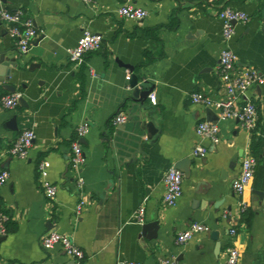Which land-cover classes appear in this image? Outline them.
<instances>
[{
	"label": "crops",
	"instance_id": "crops-1",
	"mask_svg": "<svg viewBox=\"0 0 264 264\" xmlns=\"http://www.w3.org/2000/svg\"><path fill=\"white\" fill-rule=\"evenodd\" d=\"M125 1L0 0V6L23 10L37 29L16 68L0 64V97L12 93L4 88L12 85L23 98L11 109L0 105V172H8L0 186V212L8 216L0 260L70 264L59 245L44 249L39 243L43 234L56 230L69 234L83 250V264H160L172 259L224 264L229 244L239 250L237 264H264V84L248 92L258 116L251 133L237 120L220 119L215 109L190 99L194 92L212 100L226 97L217 71L225 45L236 54L238 67L253 68L264 77V0H129L148 11L140 21L118 16L116 10ZM225 7L250 17L247 23H235L227 43L218 16ZM7 27L0 21V52L19 56ZM84 29L100 34L102 43L74 67L67 49ZM127 66L153 86L150 94L156 101L151 103L148 96L144 105L153 111L154 133L140 128L139 114L145 111L128 100L132 72ZM120 113L127 121L115 124ZM202 120L217 123L218 143L196 135L195 126ZM83 122L88 131L78 140L86 157V206L75 216L78 196L68 158ZM25 129H32L35 138L27 157L19 159L8 149ZM197 143L207 148L203 158L192 154ZM248 155L256 158V169L239 197L233 182ZM44 158L49 161L48 177L58 187L53 200L39 184L37 165ZM184 159L190 160V174L183 173L182 194L167 206L163 176ZM240 200L246 203L244 211ZM140 207L141 224L134 217ZM190 223L207 225L210 231L177 244V232ZM231 228L236 230L233 236Z\"/></svg>",
	"mask_w": 264,
	"mask_h": 264
},
{
	"label": "built area",
	"instance_id": "built-area-1",
	"mask_svg": "<svg viewBox=\"0 0 264 264\" xmlns=\"http://www.w3.org/2000/svg\"><path fill=\"white\" fill-rule=\"evenodd\" d=\"M84 3H89L92 0H81ZM116 13L118 16L140 21L147 15L148 11L142 7L134 5L131 1L126 0L120 5ZM222 20V38L225 43L229 42L234 35V25L237 22L247 23L250 19L249 15L243 11L235 10L230 7H225L218 13ZM0 21L7 24L9 37L14 41L20 52L27 53L31 48V42L37 35L32 19L25 17L21 9L11 10L5 6H0ZM264 34V26L262 28ZM102 43V36L98 33L84 29L78 38L77 43L67 49L69 62L74 67H79L84 63L85 54L91 51L98 50ZM92 76L95 73L92 69L89 70ZM217 71L222 80L226 91V97L223 99L212 100L208 96L194 92L190 95L191 102L201 104L207 108L215 109L220 119L233 118L238 121L240 126L251 133L257 126V109L254 101L249 96L248 92L254 86L264 84V77L253 68H240L237 66V56L231 48L225 45L219 53ZM19 93H10L0 97V105L4 108H14L19 101ZM151 103H155V95L149 94ZM127 115L124 113L118 114L114 118L115 124H122L127 121ZM88 131L87 122L81 123L76 128V139L70 144V156L68 158V169L73 174V191L78 196L74 214L78 216L82 213L86 206L84 199V177L82 168L85 165V153L78 139L82 138ZM195 133L198 137L208 139L216 144L220 141L219 127L216 122L202 120L198 121L195 126ZM35 138L32 129L22 130L8 149V154L25 159L28 155V150L33 144ZM192 154L195 157L203 158L207 154V148L201 143H197ZM257 160L254 156L248 155L242 158L240 170L233 182V190L237 196L241 197L249 185L255 169ZM49 161L44 158L38 162L37 170L40 187L48 200H53L57 193V185L54 184L48 177ZM8 178V172L3 170L0 172V186L3 185ZM183 173L170 167L163 176L164 194L163 203L167 206H172L182 194ZM240 208L242 211L246 209V203L240 200ZM137 223H143L144 208L140 207L135 213ZM8 216L0 212V236L6 234V221ZM210 228L207 225L200 223H190L187 228L177 232L175 240L177 244H184L194 234L209 232ZM230 235H234L236 230L231 228ZM40 245L44 249H50L55 245H59L63 252L70 259V264H83L84 252L73 241V238L66 233H60L56 230H49L39 239ZM239 250L229 244L225 247V263L237 264L239 260ZM0 264H5L0 260ZM117 264H140L133 260H119ZM160 264H181L180 261L161 260Z\"/></svg>",
	"mask_w": 264,
	"mask_h": 264
},
{
	"label": "water",
	"instance_id": "water-1",
	"mask_svg": "<svg viewBox=\"0 0 264 264\" xmlns=\"http://www.w3.org/2000/svg\"><path fill=\"white\" fill-rule=\"evenodd\" d=\"M21 54H25V53L20 52L19 56L8 57L6 56L5 50H3L0 52V64L5 65V63H7L8 66H11L12 68L14 67L16 68L18 65V61L20 60V56H22ZM30 67L32 68L33 65H31ZM128 68L132 72L130 75V79H129L130 96L128 97V100H130L134 104H138L141 110L145 111L144 114H139L140 128H143V129L145 128L146 131L154 133L155 129L153 126V121H152L153 111L150 106L144 105V102L146 101L147 97L152 92L153 86L143 76L133 73V68L131 66H129ZM7 73H9L8 75L11 76L10 72H7ZM4 88L12 93L15 91V88L12 85H5ZM19 102L23 103L22 97L19 98ZM146 118H148L149 120H147ZM111 140H112V137L107 138L108 142H111ZM236 162H237V158L235 156L232 158L231 162L229 163L228 168L230 170H233L235 168ZM189 164H190V160L184 159L180 161L178 164H176L174 168L180 170L182 173H184L185 176H188L190 174V171L187 168ZM141 228H142V233H143L144 230L146 229V225L142 224ZM212 236L216 238L217 232L213 231ZM3 239H4V236H0V241H2Z\"/></svg>",
	"mask_w": 264,
	"mask_h": 264
}]
</instances>
